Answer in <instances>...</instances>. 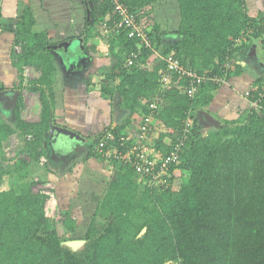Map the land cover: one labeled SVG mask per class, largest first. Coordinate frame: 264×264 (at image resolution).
Masks as SVG:
<instances>
[{"label":"trees","instance_id":"1","mask_svg":"<svg viewBox=\"0 0 264 264\" xmlns=\"http://www.w3.org/2000/svg\"><path fill=\"white\" fill-rule=\"evenodd\" d=\"M88 1L94 5V26L104 21L112 26L118 19L110 0ZM122 1L137 15L153 47L141 46L126 30L104 33L114 65L99 79L101 93L106 98L118 94L130 116L124 124L99 133L87 156L99 157L93 148L110 131L116 140L129 138L127 146H133L138 124L152 112L150 103L157 99L160 107L153 113L157 129L149 144L155 154L167 155L184 137V122L192 121L180 160L171 167L165 184L146 181L131 164L111 160L119 168L79 237L86 240L85 246L76 251L63 245L57 231L59 222L69 232L77 230L79 217L70 202L63 203L70 210H59L57 218H51L46 210L49 195L36 191V182L0 188V264H264V67L245 93L251 102L246 117L226 120L205 132L197 116L199 109L211 104L215 92L243 70L239 56L264 35V10L253 16L247 0H178L181 18L172 31L147 18L162 0ZM35 21L33 14L25 16L17 38L24 42L21 66L31 65L41 72L28 84L40 93L41 119L20 121L32 134L27 145L30 155L39 160L52 120L55 56L60 51L45 31L33 30ZM91 31H87V46ZM169 34L175 38H166ZM238 39L244 41L239 44ZM138 49L136 64L126 67L127 58ZM170 54L206 76L194 95L188 91L187 80L168 70L165 57ZM162 73L169 82L162 80ZM217 76L224 81L216 80ZM139 112L141 120L134 119ZM1 143L0 135V147ZM10 173L0 167V187ZM97 219L102 220L101 226Z\"/></svg>","mask_w":264,"mask_h":264},{"label":"crops","instance_id":"2","mask_svg":"<svg viewBox=\"0 0 264 264\" xmlns=\"http://www.w3.org/2000/svg\"><path fill=\"white\" fill-rule=\"evenodd\" d=\"M160 5L149 10L151 12L148 13L147 18L151 23L160 21L156 17ZM93 10L94 5L88 0H81V3L77 5L76 0H0V93L2 94L0 98V128L2 129L0 167L9 168L12 170L10 172L26 175L29 178L33 175L37 176L36 178L40 177L48 181L45 183L46 186L49 187V183L54 184L58 193L64 188L65 195L67 192L65 184L73 190L78 185L76 190H82L83 185L91 181V175L94 174L102 179L100 183L92 184L95 186L94 189H99L102 182H106L115 175L119 168L118 164L95 156L89 157L87 156L89 151L86 149L96 142L99 133L109 127L124 124L130 116V114L127 115L128 111L123 107L122 99L118 94L113 98H106L101 93L99 79L111 70L114 60L109 54V45L101 31L102 24L93 25ZM30 13L36 20L33 30L48 31L50 43L55 47L54 49L60 51L55 56L58 68L53 86L55 100L52 120L43 143V155H41L44 158L43 164L40 163V159L34 160L30 155L27 145L31 134L22 128V123L20 124V121L39 122L42 113L40 93L28 88L30 80L38 78L41 72L34 66H21L19 63L24 52V42L18 40L17 30L25 16ZM47 18L51 21L53 28L48 26L38 30L37 26L42 20L46 23ZM89 28H92L93 37L87 46L85 43ZM165 37L175 38L173 34L165 35ZM56 38L59 39L56 40ZM80 39L82 40L80 43L82 56L67 63L68 59L64 58V52L68 49L63 45L65 46L68 40L80 42ZM256 44L258 45V42L254 44V48ZM94 46L96 47L93 48ZM258 52L260 58H263L264 51ZM238 61L243 70L238 75H234L229 84H224L215 92L214 100L207 108L197 111L198 119L205 132L212 129L216 123V126H219L224 125L226 120H241L249 112L250 104L245 93L260 76L263 67L259 65L260 60L254 54L240 55ZM35 72L39 73L35 77L27 75L35 74ZM59 74L63 79L60 77L58 79ZM141 115L142 113L139 112L132 117L140 119ZM157 122L158 120L155 119L156 125ZM50 124L66 126L84 139H72L69 142L70 147L65 148L58 144V141H54L52 137L54 132ZM7 129H10V132H7ZM67 150H69L68 153ZM18 168L21 170L19 171ZM76 171L82 173L81 181ZM39 173L40 176L37 175ZM68 203L69 201L65 200L64 204Z\"/></svg>","mask_w":264,"mask_h":264},{"label":"built area","instance_id":"3","mask_svg":"<svg viewBox=\"0 0 264 264\" xmlns=\"http://www.w3.org/2000/svg\"><path fill=\"white\" fill-rule=\"evenodd\" d=\"M114 8L115 14L118 15V19L114 20L112 26L109 25L108 21H104L102 26L104 27L103 33L108 32H121L122 30L127 31V35L130 38H138L140 40V45L145 47H153L152 40L149 34L145 31L143 26H141L137 15L131 11L129 6L122 0H110ZM239 40V39H238ZM141 54V49L133 51L125 62L126 67H130L136 64L139 55ZM164 59V58H163ZM167 63V68L170 71H177L179 77L188 81V91L191 95H194L198 85L206 81V76L199 74L197 71L186 68L183 66L175 55L170 54L165 57ZM227 67L230 62L226 63ZM164 82H169V77L162 73L161 76ZM216 80L224 81L222 77L217 76ZM256 104V103H253ZM160 107L159 100H154L150 103V108L152 112L143 116L140 124V132L136 135L135 144L133 146H127L129 138L125 136H120L116 140L115 135L112 132H108L101 137V140L94 147V152L99 154L104 159L111 161L115 160L119 163L131 164L135 170L139 173L140 177L153 183L162 181L163 184L168 183L167 177L171 175V167L173 164L178 163L180 160V151L185 144V139H187L188 133L192 126L191 119H187L185 123V134L182 139L173 145L171 151L165 155L155 154L150 148L151 136L156 133L157 125L155 124V115ZM190 134V133H189ZM112 141V145H110ZM110 145V146H109ZM126 150H123L125 148ZM52 187V185H51ZM45 193H50L49 190H38ZM52 193V192H51ZM51 195H54L51 194ZM54 197V196H53Z\"/></svg>","mask_w":264,"mask_h":264},{"label":"rangeland","instance_id":"4","mask_svg":"<svg viewBox=\"0 0 264 264\" xmlns=\"http://www.w3.org/2000/svg\"><path fill=\"white\" fill-rule=\"evenodd\" d=\"M81 0H76V5L80 4ZM247 5L248 7H251L252 9V13H254L253 16H257V11H259L260 9L264 10V0H247ZM45 17V16H44ZM156 17L161 21V27L163 29H167L168 30H175L180 22V18H181V14H180V7H179V2L178 0H162L161 1V5L160 7L157 9L156 12ZM51 21H48V18L46 20V23H43V20L41 22L40 25L37 26L38 30H41L42 27H48V26H52V24L50 23ZM43 23V24H42ZM46 25V26H44ZM36 31V30H35ZM46 33L48 35H50L48 33V31H46ZM52 33V32H51ZM59 38H56V40ZM173 39V38H172ZM264 39V35L262 36V38H260L258 40V45L256 44V47L246 50L245 52L251 54H255V53H259L263 52V48H264V43L262 42V40ZM244 40L240 39L238 40L239 44H241ZM255 44V43H254ZM68 48V47H66ZM82 45L80 44V42L78 40H75V42H73V44H71L70 48H68L67 51H65V55L64 58L65 59H79L82 56V51H81ZM260 55V53H259ZM260 60L264 61V57L263 58H259ZM262 61L260 62L259 65H261L262 67H264V65L262 64ZM56 72H58V68L56 70ZM105 72V71H104ZM39 74V73H38ZM36 72L35 74H27L30 75V77H35L38 75ZM65 76V74H63ZM28 77V78H30ZM63 77L59 74L58 75V79ZM249 104H251V102L248 101ZM257 105L253 104V106ZM128 111V110H127ZM130 114V112L128 111L127 115ZM155 133H153V135L151 136V140H149L150 142L152 141V139H154ZM44 162V158L41 157L40 159V163L43 164ZM7 171H12L9 168H7ZM76 174H78V179L79 181H81L82 178V173H80V171H76ZM40 176V173L37 174ZM25 175H20V174H16V173H10L5 175L2 184H1V189H9L13 186L22 184L23 182H30V181H34L36 182L34 185V189L35 190H47L48 192L49 190L52 192V190L55 193V188H50L48 186H46V182L43 179L36 178L35 175H33L32 177H24ZM110 179V178H109ZM109 179L106 180V182H102V186H100L99 189H94L95 186H93L92 184L95 183H100L102 181V179L97 178L94 174L91 175V181H89L87 184L83 185V189L82 190H76L78 185L76 186V189L73 190L72 188L68 187L65 184V189H66V195L63 193L64 192V188L62 191H60L58 193L57 196H59V198L61 199V203H58V198L53 194V192L48 193L49 198H48V202H47V213L48 216H50L51 218H57V214L59 213V210H70L65 209L66 206L63 205V203L65 202V200H67V202H70V206L75 210L76 216L79 217V223L77 226V230L75 232H69L67 231V229L65 228V226L59 222L57 224V231L59 233V235L63 238L62 242L68 241V240H80V236H82L83 234H85V230L88 228V226L90 225V223L93 220L94 217V212L96 210L97 205L99 204V199L101 197H103L104 194V190L105 187L107 186V181H109ZM38 180V181H36ZM43 180V181H42ZM147 181V180H146ZM106 183V184H105ZM52 185V184H51ZM54 185V184H53ZM52 185V186H53ZM50 186V185H49ZM61 190V189H59ZM103 193V194H102ZM64 194V195H63ZM54 196V197H53ZM62 205V206H61ZM96 224L98 226H101L103 224L102 220L97 219ZM64 245V244H63Z\"/></svg>","mask_w":264,"mask_h":264},{"label":"water","instance_id":"5","mask_svg":"<svg viewBox=\"0 0 264 264\" xmlns=\"http://www.w3.org/2000/svg\"><path fill=\"white\" fill-rule=\"evenodd\" d=\"M81 41L82 40L80 39V43H81ZM71 44H73V41L68 40L65 43V46L69 47V46H71ZM254 56L257 57L258 59L260 58L259 53H255ZM261 61L262 60H260V62ZM262 64L264 65V61H262ZM1 96H2V94L0 93V98H1ZM216 125H217V123H216ZM50 127L52 128V131L54 132V136H52L54 141L55 142L58 141L59 142L58 144H60L61 146L65 147V148L70 147L69 142L72 139H76V140H83L84 139V137H82L76 131H74V130L66 127V126H58L56 124H50ZM144 232H146V228L143 229L142 233H144ZM85 243H86V240H83V239L68 240V241L63 242L64 245L69 246L74 251L82 249L85 246Z\"/></svg>","mask_w":264,"mask_h":264},{"label":"clouds","instance_id":"6","mask_svg":"<svg viewBox=\"0 0 264 264\" xmlns=\"http://www.w3.org/2000/svg\"><path fill=\"white\" fill-rule=\"evenodd\" d=\"M31 138H32V134H31ZM31 138H30V139H31ZM44 140H45V139H44ZM97 143H98V142H97ZM97 143H96V144H97ZM91 147H92V146H89L86 150L89 151ZM93 150H94V148H93ZM41 157H42V156H41ZM41 157H40V159H41ZM99 157L102 158L103 160H106V159H104L103 157H101L100 155H99ZM106 161H108V160H106ZM110 162H111V161H110ZM36 181H38V180H36ZM51 184H52V183H49V184H48V185H50L49 187H50V188H55V186H54L53 184H52L53 186L51 187ZM36 191H37V190H36ZM52 192L54 193L53 190H52ZM47 194H48V193H47ZM54 196H55V194H54ZM47 202H48V201H47ZM46 206H47V205H46ZM46 210H47V208H46Z\"/></svg>","mask_w":264,"mask_h":264},{"label":"flooded vegetation","instance_id":"7","mask_svg":"<svg viewBox=\"0 0 264 264\" xmlns=\"http://www.w3.org/2000/svg\"><path fill=\"white\" fill-rule=\"evenodd\" d=\"M69 152V150H67V153Z\"/></svg>","mask_w":264,"mask_h":264}]
</instances>
